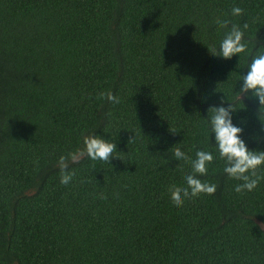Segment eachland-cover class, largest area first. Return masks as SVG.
Segmentation results:
<instances>
[{
	"label": "trees",
	"instance_id": "trees-1",
	"mask_svg": "<svg viewBox=\"0 0 264 264\" xmlns=\"http://www.w3.org/2000/svg\"><path fill=\"white\" fill-rule=\"evenodd\" d=\"M217 18L247 23L245 54H211ZM261 45L264 0H0V264H264V179L235 192L208 114L231 103L264 151V111L239 93ZM92 135L115 157L69 160L61 184ZM176 147L213 154L214 195L172 203L192 173Z\"/></svg>",
	"mask_w": 264,
	"mask_h": 264
},
{
	"label": "clouds",
	"instance_id": "clouds-1",
	"mask_svg": "<svg viewBox=\"0 0 264 264\" xmlns=\"http://www.w3.org/2000/svg\"><path fill=\"white\" fill-rule=\"evenodd\" d=\"M233 16H242L244 10L234 6L231 10ZM215 23L220 29L225 30L224 38L220 43L219 51L212 50V55L230 60L233 56L245 54L248 51V44L244 39L243 29H247V23L241 25L232 23L230 19L217 18ZM264 47V45H261ZM242 84L239 93L241 99L248 97L257 99L259 102V111H264V50L257 52L248 66V71L241 78ZM250 94V95H249ZM100 97H106L113 103H119V99L111 92L100 93ZM236 111L233 105L229 103L224 107V100H221L220 106H211L208 109L210 113V123L212 133L215 134V142L219 152L220 159L225 162L224 172L229 179L240 181L234 190L238 194L251 192L255 190L264 176L258 174V169L264 167V151L250 150L241 135L243 129L233 124V113ZM259 116V115H258ZM261 119V117L259 116ZM133 139H130L131 142ZM84 150L69 153L67 156L60 157V183L69 184L74 175V171H69L68 161H78L83 155H87L92 160H100L104 163L115 157L117 152L116 143L109 142L99 136H85ZM175 160H184L190 162L192 173L185 176L186 187L172 185L169 187L172 203L176 207H182L187 199H194L201 195H214L217 186L202 182L198 176H205L208 173V165L214 160L211 152L198 150L196 159L192 160L179 147L174 149Z\"/></svg>",
	"mask_w": 264,
	"mask_h": 264
}]
</instances>
